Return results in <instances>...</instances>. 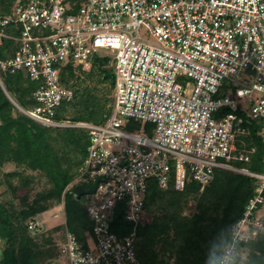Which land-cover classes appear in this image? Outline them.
<instances>
[{"label": "built area", "instance_id": "obj_1", "mask_svg": "<svg viewBox=\"0 0 264 264\" xmlns=\"http://www.w3.org/2000/svg\"><path fill=\"white\" fill-rule=\"evenodd\" d=\"M12 22L21 34L0 29V40L20 45L0 67L25 69L39 83L34 108L14 103L43 125L89 133L75 181L95 185L82 198L93 225L84 241L67 225L60 248L65 264H141L137 226L149 220L151 181L182 191L190 179L209 184L216 169L257 180L220 264H234L240 245L264 233V172L232 162L249 160L255 150L237 147L246 133L240 108L262 122L264 138V0H18L12 14L0 17L1 26ZM97 55L113 60L112 114L102 124L57 120L58 106L74 96L62 68H91ZM226 106L233 112L219 117ZM119 208L134 225L124 235L111 229ZM41 227L30 220L31 230Z\"/></svg>", "mask_w": 264, "mask_h": 264}, {"label": "trees", "instance_id": "obj_2", "mask_svg": "<svg viewBox=\"0 0 264 264\" xmlns=\"http://www.w3.org/2000/svg\"><path fill=\"white\" fill-rule=\"evenodd\" d=\"M17 1L0 0V17L12 14ZM0 29L10 36L21 34L20 25L13 22L0 25ZM19 45L14 38L2 37L0 61L13 57ZM82 72L86 74L84 77H103L114 94L113 60L109 56H95L89 72ZM82 77L71 63L62 68V82L74 90V96L58 106L55 118L105 123L112 114L114 96L103 97L98 85L83 83ZM0 80L3 84H0V165L12 157L17 164H25L47 175L55 186L48 194L64 199L68 228L80 241H84L85 231L91 229L93 223L82 205V198L85 193L94 191L95 185L75 181V178L88 154V131L81 127L46 126L25 114L12 99L22 108L32 109L38 104L34 92L39 86V83L30 80L25 69L15 73L0 70ZM226 89L224 85L220 95ZM229 112L233 110L226 106L217 115L222 117ZM237 113L244 117L242 125L246 129V133L238 135L237 147L255 150L250 152L249 160L232 162L238 167L264 172L263 124L247 117L242 110ZM152 125L148 123L147 127ZM18 175L17 171L7 173L11 179ZM256 184L255 177L225 169H216L214 179L208 186L205 185L203 193H199L202 185L192 179L187 181L182 191L175 189L173 183L163 188L152 180L145 201L149 220L137 226L136 249L140 263L220 264L223 250L232 238V227L243 215L248 199L255 193ZM17 187L15 185L14 190ZM75 193L80 197H75ZM191 194L200 195L201 201L198 213L188 217L182 214V210ZM159 207L162 208L161 213L156 212ZM48 208L35 201L15 213L0 201V235L4 239L5 264H55L53 262L57 258L43 260L42 251L45 248L29 228V219ZM133 226L125 219L123 209L119 208L111 229L124 235ZM244 249L248 251L246 264H264V233L241 244L239 250ZM242 259L243 256L237 255L234 264H240Z\"/></svg>", "mask_w": 264, "mask_h": 264}, {"label": "rangeland", "instance_id": "obj_3", "mask_svg": "<svg viewBox=\"0 0 264 264\" xmlns=\"http://www.w3.org/2000/svg\"><path fill=\"white\" fill-rule=\"evenodd\" d=\"M90 69L91 68H82L81 72L80 69L77 70L78 74L81 75V77L83 76V83H89L91 86L98 85L103 97L108 96L112 98L113 92L109 90V87L107 86L108 83L105 82L103 77L95 78V76L89 75L84 77L86 74L82 71L89 72ZM0 70L3 69L0 67ZM2 78L4 79V74L2 75ZM80 82L82 83V80ZM238 103L244 105L245 100L238 99ZM240 109L244 110L242 108ZM134 125L136 126V129L142 128L141 122L134 123ZM129 130L135 129L129 128ZM10 158L11 159H8L3 163L1 162L2 165H0V201L10 206L15 213H19L35 201H39L40 204L49 207L45 211L37 214L35 218L32 217L29 219V223L32 219L41 221V229L36 231L30 230L36 235L37 241L42 244V248H45L42 251L44 253L43 258H45L43 260L53 261L57 258L53 263L65 264V262L60 259V248L65 241V230L67 227L64 199L60 200L55 194H48V192L52 191L55 186L47 175L40 170H34L25 164L19 165L12 159V157ZM12 171L19 172V175L11 179V177L7 176V173ZM10 181L14 183V186H18L16 190H14V186H11L12 184ZM207 186H201L199 193H203ZM75 197L80 196L77 194ZM200 201V195L196 196L195 194H191L188 196L187 202L183 206L182 214L192 217L198 213V204ZM161 211V207L156 209V212L158 213H161ZM262 212H264V207ZM47 217H52V219L48 218L49 220L45 221L43 218ZM49 239L52 240L50 241ZM247 254V250L244 249L241 251L240 255L243 256V259L240 264H246Z\"/></svg>", "mask_w": 264, "mask_h": 264}, {"label": "crops", "instance_id": "obj_4", "mask_svg": "<svg viewBox=\"0 0 264 264\" xmlns=\"http://www.w3.org/2000/svg\"><path fill=\"white\" fill-rule=\"evenodd\" d=\"M48 218L52 219V217H47V218H43V219L46 221V220H49ZM51 225H53V224H51ZM3 250H4V239L0 235V264L5 263L4 256H3Z\"/></svg>", "mask_w": 264, "mask_h": 264}, {"label": "water", "instance_id": "obj_5", "mask_svg": "<svg viewBox=\"0 0 264 264\" xmlns=\"http://www.w3.org/2000/svg\"><path fill=\"white\" fill-rule=\"evenodd\" d=\"M0 84L3 85L2 82H1V80H0ZM7 94H8V96L10 97V99H12L8 92H7ZM12 101L14 102L13 99H12ZM15 103H16V102H15Z\"/></svg>", "mask_w": 264, "mask_h": 264}]
</instances>
